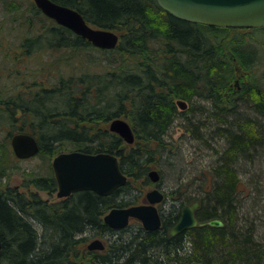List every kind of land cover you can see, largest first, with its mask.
<instances>
[{
	"label": "trees",
	"instance_id": "trees-1",
	"mask_svg": "<svg viewBox=\"0 0 264 264\" xmlns=\"http://www.w3.org/2000/svg\"><path fill=\"white\" fill-rule=\"evenodd\" d=\"M53 1L76 9L92 26L114 30L119 40L112 49L94 47L45 16L33 1L21 7L17 0H2L4 17L12 28L24 19L26 34L1 53L11 64L0 74V191L5 190L0 192V264H264V193L253 185L247 197L241 196L239 176L245 164L264 158V86L257 80L248 84L235 110L216 111L235 67L249 68L240 55L252 51L247 46L254 44L252 32L183 20L156 0ZM55 50L63 54L42 67L27 62L16 79L19 60ZM58 58L67 68L42 84L38 77ZM177 99L191 106L184 127L215 159L209 186L199 185L201 195L176 190L172 195L181 207L198 200V221L217 218L223 224L197 225L170 236L167 228L177 220L178 207L163 215L159 229L123 237L126 229L113 231L102 217L113 206L133 203L126 193L133 188L135 198L140 196L148 171L171 153L166 135L179 116ZM115 117L129 122L132 144L108 129ZM16 132L34 135L37 155L46 164L42 173L22 171L19 190L6 184L16 172L18 159L9 141ZM71 150L115 154L126 183L109 195L81 190L50 204L27 191L54 192L49 161ZM92 232L108 237L104 251L86 248ZM114 235L120 238L110 239Z\"/></svg>",
	"mask_w": 264,
	"mask_h": 264
},
{
	"label": "water",
	"instance_id": "water-1",
	"mask_svg": "<svg viewBox=\"0 0 264 264\" xmlns=\"http://www.w3.org/2000/svg\"><path fill=\"white\" fill-rule=\"evenodd\" d=\"M34 4L47 17L57 24L70 29L73 33L86 39L91 45L100 49H112L118 44L119 35L112 29L95 27L86 22L76 9L53 0H33ZM158 5L177 18L223 27H257L264 26V0H156ZM179 108H185L186 102L176 101ZM108 129L116 133L123 141H134L133 130L128 121L115 117L108 123ZM14 155L26 159L36 155L39 144L31 133L16 132L10 137ZM51 169L56 181V196L66 197L73 192L92 190L99 195H108L127 181L121 170L118 158L109 152L87 153L79 150L63 151L51 159ZM152 182L158 181L156 169L148 172ZM147 203L126 207H113L103 216V222L113 228L121 229L128 224L130 217L138 219L145 229L159 227L161 219L155 203L163 199V193L157 188L145 194ZM198 201H193L180 208L179 216L169 233L178 232L205 222H198L195 217ZM211 226H221L220 219L213 218L206 222ZM101 239L94 238L87 243L89 250H102ZM190 264H202L194 261Z\"/></svg>",
	"mask_w": 264,
	"mask_h": 264
},
{
	"label": "rangeland",
	"instance_id": "rangeland-1",
	"mask_svg": "<svg viewBox=\"0 0 264 264\" xmlns=\"http://www.w3.org/2000/svg\"><path fill=\"white\" fill-rule=\"evenodd\" d=\"M18 4H21V7H25V5L28 2H32V0H17ZM3 3L2 0H0V74H5V67L9 66L11 63H6L4 60L2 61V55L3 50L5 51V48H8L7 45H11L12 42L18 43L21 41L22 37L26 34V30H24L25 26H22L23 20H20L19 26L12 28V22H9L4 17V9H3ZM21 13H20V18ZM35 25H37L36 22H34ZM37 31V30H36ZM252 34L257 40L258 44H250L247 45L248 47H251L253 50H256L259 52L262 50L258 46H262L260 44V41L264 43V34L261 31H252ZM247 38V37H245ZM3 41V42H2ZM259 41V42H258ZM2 42V44H1ZM254 43L255 40H254ZM4 45V46H3ZM10 49V48H9ZM56 52V53H54ZM54 52L48 51L46 53L42 52L41 54H38L36 58L33 57L27 58L26 60H19L17 65L15 64V69L18 68L20 71V74L17 76L16 79L19 80L21 78V72L24 69L25 65L32 66L33 67H42L46 65V62L51 60L53 56H59L62 55L63 52L60 50H55ZM96 54H98L96 52ZM79 55V54H78ZM63 58H58V61L51 62L52 66H50V69L46 70V74L44 76H39L38 78L41 80L42 84H50L53 80L57 79L56 73L60 72V68H67L66 61H61ZM257 60V61H256ZM254 61L247 60L246 63L248 64L249 68L247 70H254L253 75L259 77L264 76V54L263 56H260L259 58H256ZM79 61L75 62V59L72 60L73 65L77 64ZM257 62L260 64V66L255 67ZM50 63V65H51ZM55 66L56 69L53 68ZM59 68V70L57 69ZM239 68V67H238ZM54 69V70H51ZM56 70V71H55ZM2 82H6V79H2ZM186 102V107L184 110L177 108L179 111L178 118L172 123V125L169 128L167 139L171 146V153L169 155H162L160 160L158 161L157 165L153 166L151 169L159 170L160 174V187L163 190L165 194V199L162 200V203L160 204L163 214H168L169 211L173 208H180L181 206L176 201V198L173 197V190H176L177 194L179 191H182L185 194L190 195H201L200 191H202L199 188V185L203 182L207 183V187L210 184V181L212 180L211 176V168L214 163L213 160L215 159V155L206 149H202L200 147L201 144H198V141H196L190 130L186 129L184 127L185 122V112H191L190 111V103L188 100ZM180 111H183L184 114ZM191 114V113H190ZM205 130L204 128H202ZM199 145V148L198 146ZM52 159V158H51ZM51 163V160L49 161V165ZM44 161L41 160V158L38 155H35L28 159H21L16 162V172L11 174V177L9 180H6L9 186H20V183L22 180V171H36L39 173H42V171H46L42 166H44ZM48 164V163H47ZM46 166V164H45ZM44 166V167H45ZM241 170H248L246 173L245 171H240L239 176L241 178V187L242 191L240 192L241 196L247 197L249 192L253 190V185L258 187V189H261V191L264 193V158L259 159L256 161L253 165L251 164H245L244 168ZM20 173V174H19ZM252 179L256 181V183H251ZM142 191L140 192L141 195L135 198L136 190L133 189V191H128L125 195V198L132 199L133 202L139 200V198L142 197V192H146L151 187H153V182L149 179V183L143 185ZM32 191H37L39 195L42 198H49V201L56 200L55 193L51 195V198L44 193L43 191L31 187L28 188ZM27 189V190H28ZM130 193V195H129ZM143 193V194H144ZM176 196V195H175ZM191 201L187 202L190 203ZM131 222L129 227H125L122 229H126L124 232H121L120 234L124 237L126 236V233H130V231H135L137 227V223L133 224ZM124 233V234H122ZM117 235V234H116ZM112 236V238H120V236ZM99 237L105 240L104 237H101L100 235H97L95 233H89L87 242L90 241L92 238Z\"/></svg>",
	"mask_w": 264,
	"mask_h": 264
},
{
	"label": "flooded vegetation",
	"instance_id": "flooded-vegetation-1",
	"mask_svg": "<svg viewBox=\"0 0 264 264\" xmlns=\"http://www.w3.org/2000/svg\"><path fill=\"white\" fill-rule=\"evenodd\" d=\"M237 30H239L240 32H242V33H245V34H248V33H251L252 31H261L263 34H264V26H260V27H251V28H237ZM254 37V36H253ZM254 39H255V42L256 43H254V44H258L257 43V40H256V38L254 37ZM259 42V41H258ZM260 44L262 45V46H258V47H260L262 50L259 52V50L258 51H256V50H253L252 49V51L248 54V57L246 56V55H240V61L241 62H246L247 60L249 61V60H256V58H259L260 56H263V54H264V43L263 42H261L260 41ZM8 46V45H7ZM13 51L14 52H16V56L17 57H19V48H16L15 46H13ZM7 52V54H8V52H9V49L6 51ZM257 61V60H256ZM260 66V64L257 62V64H256V66L255 67H257V66ZM258 66V67H259ZM253 73H254V70H243L242 68H238V67H235V70H234V75H233V77L232 78H230V80H229V86H228V88L227 87H225L224 88V92H222L221 94H220V97H219V104H216V107H217V109L218 110H216V111H218V112H220V111H222V109H228V110H235L236 109V106L238 105V103H239V101L237 100L239 97H240V95L242 94V88L243 87H247L248 86V84H250V83H256L257 84V82H255L256 80L258 81V83L259 84H262L263 86H264V76H259V77H257V76H255V75H253ZM255 76V77H254ZM186 101V100H185ZM189 102V101H188ZM190 109H191V107H189ZM182 110H184V109H182ZM213 111V110H212ZM215 111V110H214ZM156 170H157V168H156ZM158 171V174H159V170H157ZM149 172V171H148ZM147 175H148V173H147ZM127 176V175H126ZM160 174H159V178H158V181H156V182H153V187H151L150 189H153V188H157L159 191H161L162 193H163V199L162 200H164L165 199V194H164V192H163V190L161 189V187H160ZM16 188H18V190H19V188L20 187H18V186H15ZM149 189V190H150ZM39 190H41V191H43L44 193H46L50 198H51V195L53 194V193H55V196H56V190L54 191V192H48L47 190H42V189H39ZM149 190H147V191H149ZM27 191H30L29 189L27 190ZM130 191H133V188H131L130 189ZM146 191V192H147ZM1 193H4L5 192V190H1L0 191ZM33 192H35L38 196H39V198L40 199H43V200H45L46 202H47V204H50L51 202H53V201H55V200H53V201H49V198L47 197V198H42L40 195H39V193L37 192V191H33ZM146 192L144 193V192H142V197L141 198H139V200H137V201H135V202H133V203H131V204H129V205H126V206H130V205H134V204H143V203H147V200H146V197H145V194H146ZM144 193V194H143ZM72 194V193H71ZM109 195V194H108ZM129 195H130V193H129ZM69 196V195H68ZM67 197V196H66ZM56 200H58V199H63V198H65V197H57L56 196ZM162 200L161 201H159V202H157V203H155V206H156V208H157V210H158V213H159V216H160V219H161V224H162V221H163V212H162V209H161V206H160V204L162 203ZM126 206H122V207H126ZM113 207H119V206H113ZM113 207H111V208H113ZM111 208H109V209H111ZM108 209V210H109ZM107 210V211H108ZM106 211V212H107ZM105 212V213H106ZM104 213V214H105ZM179 216V215H178ZM178 219V218H177ZM177 221V220H176ZM176 221H169V223H171L169 226H168V228H167V231H168V234L170 235V236H175L176 234H178V233H180V232H178V233H176V234H174V235H171L170 233H169V231H170V228L175 224V222ZM131 222H133L132 223V225L133 224H135V223H137V227H136V232H138L139 230L141 231V230H143V231H149L148 229H145L143 226H142V223L138 220V219H136V218H133V217H130L129 219H128V224L125 226V227H129L130 226V224H131ZM104 223V222H103ZM105 224V223H104ZM161 224L159 225V227L158 228H156V229H159L160 227H161ZM109 227V226H108ZM124 227V228H125ZM110 229H112L113 231H118V230H120V229H113V228H111V227H109ZM122 229V228H121ZM156 229H153V230H156ZM182 232V231H181ZM95 234H97V233H95ZM97 235H100L101 237H104L105 238V240L104 239H102V238H99V237H95V238H99V239H101L102 240V242H103V244H104V247H103V249L102 250H89L88 248H87V244H86V248L89 250V251H104L105 249H106V245H107V243H108V237L106 236V235H104V234H97ZM92 239H94V238H92ZM91 239V240H92ZM1 250H2V241H1V239H0V252H1Z\"/></svg>",
	"mask_w": 264,
	"mask_h": 264
},
{
	"label": "bare ground",
	"instance_id": "bare-ground-1",
	"mask_svg": "<svg viewBox=\"0 0 264 264\" xmlns=\"http://www.w3.org/2000/svg\"><path fill=\"white\" fill-rule=\"evenodd\" d=\"M194 201H198V200H194ZM198 203H199V201H198ZM199 206V205H198ZM198 208V207H197ZM221 220V219H220ZM222 221V220H221ZM198 222H204V221H198ZM207 221H205V224H207L206 223ZM209 225V224H208ZM194 227V226H193ZM5 238H7V237H5ZM0 239H1V241H2V243H3V239H2V237H1V235H0Z\"/></svg>",
	"mask_w": 264,
	"mask_h": 264
}]
</instances>
